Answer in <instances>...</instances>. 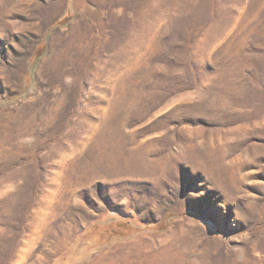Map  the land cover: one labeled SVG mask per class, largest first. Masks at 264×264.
Returning <instances> with one entry per match:
<instances>
[{
    "label": "rangeland",
    "instance_id": "rangeland-1",
    "mask_svg": "<svg viewBox=\"0 0 264 264\" xmlns=\"http://www.w3.org/2000/svg\"><path fill=\"white\" fill-rule=\"evenodd\" d=\"M0 264H264V0H0Z\"/></svg>",
    "mask_w": 264,
    "mask_h": 264
}]
</instances>
